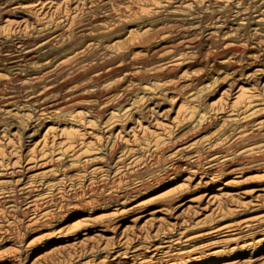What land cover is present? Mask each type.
<instances>
[{"label": "rangeland", "instance_id": "1", "mask_svg": "<svg viewBox=\"0 0 264 264\" xmlns=\"http://www.w3.org/2000/svg\"><path fill=\"white\" fill-rule=\"evenodd\" d=\"M210 7L0 0V264H264V7Z\"/></svg>", "mask_w": 264, "mask_h": 264}, {"label": "bare ground", "instance_id": "2", "mask_svg": "<svg viewBox=\"0 0 264 264\" xmlns=\"http://www.w3.org/2000/svg\"><path fill=\"white\" fill-rule=\"evenodd\" d=\"M202 1H205V0H202ZM210 1H211V7H210L211 8V16L214 18L218 16V19H220L221 17L227 16L229 14V12H231V15L235 14V16H236L235 19L233 20V22L236 25H238V29L243 28L245 25H247L246 20H248V22H250V20H255V22H260V20L257 19L256 13L262 12V8L264 7L263 2L262 3H255L253 5H245V4L241 3V1H238L235 3L236 7L234 8V9H236V8L237 9L234 12H232V10H230V8H229V3L225 4L224 2H221L220 0H210ZM254 13H255V16H254ZM205 17H206L205 15H202L199 20L203 21ZM87 34H89V33L86 31H82L79 35L82 36V35H87ZM60 39H61V45L65 46L68 44V42L64 40L63 35H61ZM48 45H50V43ZM48 45H45V48ZM22 46H23V44H22ZM24 50H25L24 47L20 48L18 53L13 54L11 56V58H12L11 63L19 64L23 60V56H25V53H30L33 51V50H28V51H24ZM235 50L241 51V48H236ZM51 52H52V50L48 49L47 53L50 54ZM166 69L167 68L163 66V67H161V70L160 69L159 70L160 71H167ZM50 79L55 80V78L52 75H50ZM34 80H35V82L39 81L40 76L36 75L34 77ZM0 95H1V93H0ZM4 96L9 101V103H14L16 101V98H17V96L13 95V94H5ZM57 96L58 95L52 94L50 97H54V99H52V100L50 99L49 101L36 99L33 102L34 104H31L32 109L41 111L42 115L47 114L49 112V110L54 107V105H57V104L62 103L64 101L63 100L64 97H62V96L57 97ZM2 97L0 96V98H2ZM72 104H75V103H73V102L70 103V105H72ZM216 104L217 103H212L210 105V109H214ZM74 107H76L75 109L82 108L81 105H77V104H75ZM193 111H194V108L191 109V112H193Z\"/></svg>", "mask_w": 264, "mask_h": 264}]
</instances>
